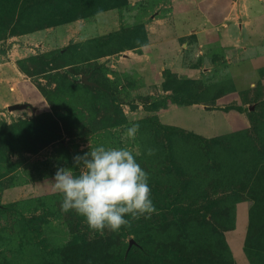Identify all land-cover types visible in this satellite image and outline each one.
<instances>
[{
  "label": "rangeland",
  "instance_id": "374dc122",
  "mask_svg": "<svg viewBox=\"0 0 264 264\" xmlns=\"http://www.w3.org/2000/svg\"><path fill=\"white\" fill-rule=\"evenodd\" d=\"M233 2L236 24L264 15V1ZM119 7L128 16L126 0H0V264H264V84L235 90L216 32L183 39V76L139 54L119 63L145 45L128 23L58 49L19 41ZM194 104L244 122L207 138L160 119Z\"/></svg>",
  "mask_w": 264,
  "mask_h": 264
},
{
  "label": "crops",
  "instance_id": "0c3cea01",
  "mask_svg": "<svg viewBox=\"0 0 264 264\" xmlns=\"http://www.w3.org/2000/svg\"><path fill=\"white\" fill-rule=\"evenodd\" d=\"M140 1L143 0H128V16L124 13L125 9H115L98 14L92 22L78 21L68 26L50 29L48 32L22 36L19 41L36 47L58 49L66 38H69L67 44H70L72 40L74 43H80L88 40V36L93 34L101 37L117 32L128 23L134 27H141L145 34V45L118 56L119 63L123 62L129 54L134 56L139 54L143 62H150L152 72L155 71L160 75L170 69L177 76H183L185 71H188L184 65V49L187 44L183 39L194 35L197 44L203 46L208 44L209 34L216 32L218 43L232 53L226 57V60L228 59L227 70L230 78L233 79L235 90L242 93L250 92L264 84L262 77L264 71L263 14L246 15V22L236 24L238 18H236L237 12L233 6V0L226 2L225 10L218 19H214L211 15L210 7L220 4L222 6L223 0H191L194 5L190 8L182 7L183 0H171V2L162 0L153 7L147 8L143 16H133L137 13L136 5ZM260 7L262 4L254 1L250 5V11L254 13ZM133 19L137 22H132ZM234 32L237 33L236 36ZM114 58L113 56L112 59ZM100 60L101 63H105L107 57ZM153 60H155L154 63ZM137 67L138 70L143 69L142 66L137 65ZM238 78L243 79L245 87L241 84L235 85ZM160 119L166 125H175L207 138L230 134L244 122L240 112H226L223 107L213 111L197 104L164 112Z\"/></svg>",
  "mask_w": 264,
  "mask_h": 264
},
{
  "label": "water",
  "instance_id": "95a60500",
  "mask_svg": "<svg viewBox=\"0 0 264 264\" xmlns=\"http://www.w3.org/2000/svg\"><path fill=\"white\" fill-rule=\"evenodd\" d=\"M82 82L83 83H86V84H91L89 81H88V78L85 76L82 78ZM24 109V106H18V105H15V106H10L9 107V110L10 111H16V110H22Z\"/></svg>",
  "mask_w": 264,
  "mask_h": 264
},
{
  "label": "trees",
  "instance_id": "16d2710c",
  "mask_svg": "<svg viewBox=\"0 0 264 264\" xmlns=\"http://www.w3.org/2000/svg\"><path fill=\"white\" fill-rule=\"evenodd\" d=\"M126 5L128 6L129 5V3H128V0H126ZM117 9H123V7H119V8H117ZM98 41H102V40H98ZM73 69V70H72ZM76 68H75V66L74 65H70V66H68V68H67V70H72V71H74ZM76 71H78V69H76ZM264 72V71H263ZM76 74V73H75ZM245 93H247V92H245Z\"/></svg>",
  "mask_w": 264,
  "mask_h": 264
}]
</instances>
